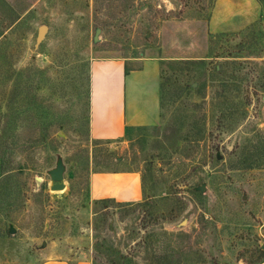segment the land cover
<instances>
[{
    "label": "rangeland",
    "instance_id": "374dc122",
    "mask_svg": "<svg viewBox=\"0 0 264 264\" xmlns=\"http://www.w3.org/2000/svg\"><path fill=\"white\" fill-rule=\"evenodd\" d=\"M108 57L160 59L159 123L114 143L88 133L89 64ZM114 169L140 173L138 202L89 198ZM48 249L264 264V0H0V264Z\"/></svg>",
    "mask_w": 264,
    "mask_h": 264
},
{
    "label": "crops",
    "instance_id": "0c3cea01",
    "mask_svg": "<svg viewBox=\"0 0 264 264\" xmlns=\"http://www.w3.org/2000/svg\"><path fill=\"white\" fill-rule=\"evenodd\" d=\"M134 62L138 63L135 67ZM89 70L87 118L91 140L114 143L123 139L129 130L159 123V58H93ZM88 191L91 200L135 203L141 199V176L137 171L118 169L95 172L89 177ZM56 253L45 250L41 264H67Z\"/></svg>",
    "mask_w": 264,
    "mask_h": 264
},
{
    "label": "water",
    "instance_id": "95a60500",
    "mask_svg": "<svg viewBox=\"0 0 264 264\" xmlns=\"http://www.w3.org/2000/svg\"><path fill=\"white\" fill-rule=\"evenodd\" d=\"M44 30H45V27H41L39 29L38 36H37V42H39L42 39ZM98 34H99V30H96V33L93 39L94 41H97ZM64 171H65V168L62 163V160L60 157H57L55 167L47 172V175L49 176V179H50L49 190L51 192H61L65 189L64 178H63ZM197 190L200 192H204L205 188L204 186H200L197 188ZM9 233L13 234L14 230L10 228Z\"/></svg>",
    "mask_w": 264,
    "mask_h": 264
},
{
    "label": "trees",
    "instance_id": "16d2710c",
    "mask_svg": "<svg viewBox=\"0 0 264 264\" xmlns=\"http://www.w3.org/2000/svg\"><path fill=\"white\" fill-rule=\"evenodd\" d=\"M79 95V94H78ZM257 262H259V261H257Z\"/></svg>",
    "mask_w": 264,
    "mask_h": 264
}]
</instances>
